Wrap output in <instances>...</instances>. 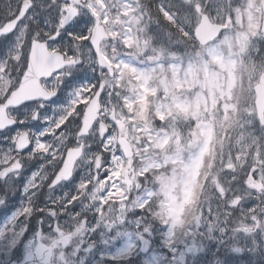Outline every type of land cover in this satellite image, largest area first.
<instances>
[{
    "label": "rangeland",
    "instance_id": "obj_1",
    "mask_svg": "<svg viewBox=\"0 0 264 264\" xmlns=\"http://www.w3.org/2000/svg\"><path fill=\"white\" fill-rule=\"evenodd\" d=\"M7 1L13 7L21 3V0ZM59 2L61 0H57ZM85 2L93 17L89 38L96 24H103L113 38L109 47L116 56L113 60L115 76L110 80L97 65H94L95 71L87 65H80L65 77L66 83L60 86L59 99L40 113L55 117L59 115L56 109L70 101L74 88L91 83L85 89L86 92L92 88L94 81H106L105 111L101 121H106L109 129L108 135L103 139V146L112 153L109 156L111 163L101 167L100 173L103 174L106 170V174L101 175L95 183L92 178H96V173L90 168L91 183L86 190L81 189L80 193V203L84 207L77 206L57 220L45 221L40 233L44 239L40 242L51 245L53 242L48 234L58 224V242L63 247L65 243L62 239L68 235L69 242L66 245H71L65 253L55 254L53 264H61L62 261L73 264L74 250L81 240L92 238L94 239L91 241L95 242L92 251L87 254L81 250L76 257V264H80V261L83 264H160L170 254L162 247L159 235V232H165V227L169 242L174 241L176 247L185 252L186 264H221L224 259L228 260V264H264V233H257L264 224V194L261 195V214L255 212L257 206L249 203L243 205L238 214L231 213L228 217V198L231 195L228 183L234 182L235 176L239 177L238 174H242V177H246L248 173V176H255L251 165L259 167L258 176H264V160H253L252 154L247 156L246 149L243 153L245 155L241 153L242 146L246 147L248 140L241 133H246L251 128L254 118L252 109H244V97L240 91L242 87H237L244 68L253 72L257 69V64L247 63L239 55L243 48L256 54L258 44L264 43V35L260 33L261 0H194L191 5H185L187 3L184 0H157L151 11L145 9L143 0L139 4L125 0ZM49 3L50 0H35L28 14L31 19L26 20L29 38L36 27L48 30L50 24L55 23L57 6ZM42 4L45 6L42 7ZM167 6L177 14L179 22L167 12ZM204 13L210 16L212 22L225 25L226 28L218 40L196 47L193 29ZM75 19L80 21L79 28L75 29L77 32L86 31L91 23L90 14L86 11ZM158 22L167 29L163 31L161 27H157ZM67 27L66 25L65 28ZM18 32L19 28L9 36L0 37L3 42V46H0V58L12 49ZM161 34L163 42L166 40L170 49L162 51L159 39ZM62 35L63 40L57 38L49 41V44L70 43L67 31ZM184 43L188 45V49L184 47ZM119 49L127 52V56H117ZM184 51L194 54L188 58L183 55ZM241 62L243 68L239 69ZM90 96L91 94L86 93L78 98L77 103H87ZM26 110L25 107L12 110L18 124L0 133V147H7L8 138L18 130L39 132L46 126V122L40 120L20 123L19 117L24 116ZM112 114L115 118L109 119ZM78 122V118L71 121L68 130ZM118 123L124 125L125 132L122 135L117 130ZM123 138L129 141L133 149L132 159H124L121 154L119 140ZM45 139L51 140V137ZM84 142L90 143V148L95 147V153L100 154L97 151L100 139L96 128ZM31 150L30 148L28 152L31 153ZM90 153L88 150L87 155ZM24 163L21 174L10 181L14 191L10 193L5 208L13 205L14 209L7 217L23 203L25 197L21 188L24 182L40 169L45 160L32 156L24 160L23 165ZM228 167L231 169L227 170ZM212 169L217 171L215 175H212ZM45 171L51 173L53 169L46 166ZM88 174L84 170L71 183L53 190L52 195L61 196L73 191L75 184ZM204 179L207 180L206 183H200ZM209 179L213 182L209 198L202 200L200 205L189 204L193 200L194 188L200 189V194L208 190ZM237 182L239 178L235 181ZM142 184H146L148 189L142 191ZM242 184L247 188L248 197L253 196L251 193H258L257 179L254 182L243 181ZM3 187L4 184L0 181V190ZM48 195L45 184L36 196V203L39 202L42 206ZM212 197L218 200V204ZM94 203L98 205L96 211L102 207V216L98 217L96 211L87 207ZM136 209L145 211L135 212ZM233 214L238 216L236 224L239 223L240 226L230 234L229 222H235L230 220ZM125 216L128 221H135L142 216L146 226L153 225L158 229L151 234L148 250L137 248L134 254L122 258L118 253L129 242V237L112 240L110 237L115 233L108 232L105 237L106 230L102 227L92 233L80 231L84 227L85 218L93 224L100 219L106 223H115L117 232L132 233L131 240L134 242L135 224L120 223ZM5 218L0 212V223L5 222ZM36 218L38 220L40 216ZM37 220L34 227L25 234L24 241L40 227ZM49 223L52 224L51 229L48 227ZM221 229L226 231L221 233ZM190 246L198 249L199 254L188 253L191 251L188 249ZM236 247L243 251L236 254L229 250ZM12 251L9 249V253ZM25 252L26 244L21 242L20 255ZM6 256L7 254L0 259Z\"/></svg>",
    "mask_w": 264,
    "mask_h": 264
},
{
    "label": "snow or ice",
    "instance_id": "obj_2",
    "mask_svg": "<svg viewBox=\"0 0 264 264\" xmlns=\"http://www.w3.org/2000/svg\"><path fill=\"white\" fill-rule=\"evenodd\" d=\"M34 4L35 0H21V3L15 8L7 9L4 15L6 18L0 21V36L6 37L19 25V32L14 46L3 58H0V129H8L10 125L17 123V117L13 114L12 109L21 106L27 110L24 116L19 117L20 123L40 120L45 121L46 126L39 132L28 129L18 130L8 138L7 147H0V161H2L0 181L4 184L3 189L0 190V212L6 211L5 205L8 202L10 193L14 191V186L10 181L13 177L21 174L24 166L23 161L30 159L32 156H39L44 158L45 163L24 182L21 188V192L25 197L23 203L11 216L5 218V222L0 223V257L7 254L6 258L0 259V264H22L25 261L27 264H47L43 259L46 250L39 246V241L44 239L40 233L43 231L45 221L57 220L58 217L68 214L77 206L84 207L80 203L81 189L86 190L88 184L91 183L92 176L90 169L88 176H83L75 184L73 191L65 192L61 196L52 195L57 186H62L64 182L71 183L74 179L73 172L77 168L78 161L83 156L85 148L91 147L90 143L81 145V142L91 135V131L85 133L81 130L83 125L81 112L86 105L77 103L78 98L86 94L85 89L91 83H85L74 88L67 105L56 109L59 115L55 117L44 116L41 115L40 109L44 107L45 101L56 95L59 86L66 83L65 77L71 75L74 69L80 65H87L95 71L94 65H97L98 61L93 55L95 49L89 38L93 17L85 0H61L59 3H57V0H50L49 5L57 6L55 23L50 24L48 30L36 27L29 38V27L26 20L31 18L27 16V13ZM41 6L45 5L42 4ZM84 11L90 14L91 23L86 31L77 32L75 29L79 28L80 21L75 18ZM66 25L68 26L67 29L65 28ZM64 31H67L70 43L66 42L63 45L49 44V41H55L57 38L63 40L62 33ZM0 46H3L2 41H0ZM34 49H41L46 55L42 58H34ZM38 64L42 66L38 67ZM13 66H15V71H13ZM99 66L104 67L103 65ZM25 81H29L31 84L27 93L14 97L13 93L17 92L20 85ZM95 86V84H92L93 88ZM102 94L103 90H101ZM77 118L78 124L69 131L71 121ZM62 128L64 130H61ZM107 135L106 131L104 136L100 137V143L98 144L97 151L100 153L101 166L111 163L109 156L112 153L106 151L103 146V139ZM46 137H51V140L45 139ZM69 137H71L72 142H69ZM65 144H72L74 147L80 148L81 152V156L72 161L70 170H66L63 164L67 155ZM29 146L32 149L31 153L27 151ZM88 163H91V161H88ZM46 166L53 169L52 173L45 171ZM103 174H106V170ZM103 174L97 169L96 179L99 180ZM45 184H47L49 195L46 197L45 204L37 207L35 205L36 196ZM236 206L238 205L234 203L230 207ZM87 207L96 211L98 205L94 203ZM141 211H145V209L135 210V212ZM36 214L40 216V219L37 220V225L40 227L35 232H31L30 238L24 241L25 234L30 231L28 220ZM102 214L103 209L101 207L99 211H96V215L99 217ZM143 219L141 216L135 221H128L125 216L120 220V223L135 224L136 237L134 242L131 240L132 233L117 232L115 223H106L100 219L93 224L85 218L83 221L84 227L80 231L92 233L102 227L106 230L105 235L108 232L115 233L114 236L110 237L112 240L129 237V242L118 253L120 257L126 258L134 254L137 248L147 249L150 245L151 234L158 230L153 225L146 226ZM48 227L51 229L52 224L49 223ZM56 227L59 229L58 224ZM225 231L221 229V233ZM165 232H159L161 245L167 249L170 256L166 260H162L160 264H186L185 252L178 249L174 241L170 243ZM21 242L26 244V256H20ZM94 243L93 241L85 242L81 240L80 245L74 250L73 264H76V257L79 252L93 249ZM66 246L70 247L71 245ZM9 249L13 251L9 253ZM229 250L236 254L243 251L240 247L229 248ZM178 253L179 259H177ZM188 253L199 254L198 249ZM12 255L18 256L19 259L13 260ZM61 264H67V262L62 261ZM80 264H83V261H80ZM221 264H228V260H222Z\"/></svg>",
    "mask_w": 264,
    "mask_h": 264
},
{
    "label": "water",
    "instance_id": "obj_3",
    "mask_svg": "<svg viewBox=\"0 0 264 264\" xmlns=\"http://www.w3.org/2000/svg\"><path fill=\"white\" fill-rule=\"evenodd\" d=\"M263 10H264V1H263ZM221 26H216L210 24L206 16L202 17L201 23L197 26V28L194 31V37L195 39L201 44L205 45L208 42L212 41L221 31ZM11 33V32H10ZM8 33V34H10ZM7 34V35H8ZM107 38V35L104 33V30L102 27H94L93 33H92V44L95 49V54L97 57L98 65H103V69H106L110 76L113 75V69L111 68L110 64L106 61V59L101 55L99 51L100 43L103 39ZM46 53L41 49H34V58H42ZM42 65L38 64V67H41ZM31 87V84L29 81H25L22 83L17 90V92L13 93V96H21L27 93L28 89ZM103 88V84L100 85L97 92L93 96V98L90 100L89 104L84 110V114L82 116V131L87 133L91 129L94 121L98 117V112L100 110L99 106V97L101 94V90ZM255 107L257 111V116L260 120V122L264 125L263 120V112H264V74L262 75L259 84L255 87ZM56 96V95H55ZM55 96L50 98L49 100L53 99ZM48 100V101H49ZM15 125V124H13ZM13 125H10L9 127H12ZM8 127V128H9ZM5 129H0V131H3ZM107 131L106 124L101 123L99 125V135L103 136L104 133ZM118 131L120 133L124 132V126L122 124L118 125ZM120 147L122 150L123 155L126 158H130L132 156V149L130 147V144L126 140L120 141ZM81 152L80 149H69L67 151V155L65 156V159L63 161L64 168L66 170H70L72 166V161L76 159V157L80 156ZM98 159H96L95 165L98 168ZM39 246L42 249H45L43 259L47 262V264H51V257H52V247L46 246L43 243L39 241ZM146 250V249H144ZM27 253L24 255L26 256ZM22 264H27V262H22Z\"/></svg>",
    "mask_w": 264,
    "mask_h": 264
},
{
    "label": "flooded vegetation",
    "instance_id": "obj_4",
    "mask_svg": "<svg viewBox=\"0 0 264 264\" xmlns=\"http://www.w3.org/2000/svg\"><path fill=\"white\" fill-rule=\"evenodd\" d=\"M253 86H252V89H253ZM250 89L251 88H249L248 90H250ZM59 91H60V88L57 91V95L59 94ZM253 94L250 95V92L248 91L249 103H250V100H252V103L254 101V95ZM51 104H52V102H51ZM244 109L246 110V108H244ZM253 115H254L253 125L251 126V128L246 133H241L242 135L248 137V140L246 141L247 145H246V147L242 146L243 150L241 153H242V155H245L243 153L246 149L245 152H246L247 156L252 154L253 160H261V159L264 160V125H261L258 122L256 114H255V108H254ZM242 127H244V126H242ZM240 128H237V130H239ZM70 142H72V141H70ZM69 145L72 146V144H69ZM81 145L83 146V144H81ZM238 147H239L238 144H236V149H238ZM91 151H92L91 163H88L87 165L84 166V168L87 170V172H89L90 168H94V161H95V157H96V154H94L95 153V147H93L91 149ZM251 151H253V152H251ZM231 152L233 153L232 149H231ZM83 162H84V159H80V161L78 162L77 168L73 172V176L78 175V173L76 174V171H77V169H79L80 165ZM99 167L101 169V161L99 163ZM251 167L255 168L253 171L255 176H253V174L248 176L249 175V173H248L246 177H242L243 176L242 174L241 175L238 174L239 175V177H238L239 182L235 183V181H237V179H238L235 176L236 179H234V182L228 183L229 187H230L229 193L231 194L229 201L231 202V201H234L235 199L238 200V204H237L238 206H236V209H234V210H240L241 207L243 205H245L247 202L260 203L261 201H263L261 198V195L264 194V176L260 177L257 175L260 172V170H257L259 167H256L254 165H251ZM262 173H263V171H262ZM256 179H257V184H258V187H256V190L258 191V193L257 194L251 193V194H253V198H251L252 196L248 197L247 196V188L242 184V182L248 181V180L251 182H254ZM92 180L94 181V183L96 182V178H94ZM234 210H231V212H233ZM261 230L264 232L263 226H262ZM129 261H131V260H129Z\"/></svg>",
    "mask_w": 264,
    "mask_h": 264
},
{
    "label": "trees",
    "instance_id": "obj_5",
    "mask_svg": "<svg viewBox=\"0 0 264 264\" xmlns=\"http://www.w3.org/2000/svg\"><path fill=\"white\" fill-rule=\"evenodd\" d=\"M152 1L153 0H150V3L146 5V7L149 11L152 10V8H151V2ZM9 8H13V6H11L7 0H0V21H2L3 19L6 18L4 15L6 14V10ZM158 24H159V26H161L163 28V31H165V26L161 22H158ZM119 45H121V44L119 43ZM119 45H118V47H119ZM162 46H163L162 51H164L165 49H168V48L170 49V47H168V45H166L165 43ZM102 47H103V50H104L106 56L113 62V60L116 59V56L114 54L115 52L110 49L111 47H109L108 43H104ZM173 50H174V52H176L175 47L173 48ZM117 52H118L117 56L120 54H123V56L127 55L123 49H119V50H117ZM137 59L140 60L139 57H137ZM13 71H15V67H13ZM36 217H37V214L35 216L29 218V220H28L29 229H32L34 227V223L37 220ZM53 237H54V235L52 234V231H51L48 234V238L53 239ZM108 245H110V244L108 243ZM15 257H18V256H12L11 258L13 259Z\"/></svg>",
    "mask_w": 264,
    "mask_h": 264
}]
</instances>
